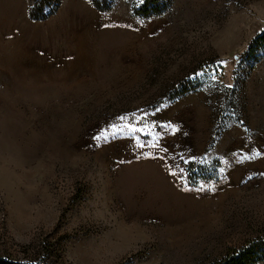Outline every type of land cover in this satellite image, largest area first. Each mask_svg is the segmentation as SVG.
Wrapping results in <instances>:
<instances>
[{
    "label": "rangeland",
    "instance_id": "obj_1",
    "mask_svg": "<svg viewBox=\"0 0 264 264\" xmlns=\"http://www.w3.org/2000/svg\"><path fill=\"white\" fill-rule=\"evenodd\" d=\"M32 1L0 0L16 18L0 20V257L210 264L264 238V155L240 158L264 154V49L242 57L264 0H168L147 19L141 0H61L43 22ZM121 115L142 130L94 139Z\"/></svg>",
    "mask_w": 264,
    "mask_h": 264
},
{
    "label": "trees",
    "instance_id": "obj_2",
    "mask_svg": "<svg viewBox=\"0 0 264 264\" xmlns=\"http://www.w3.org/2000/svg\"><path fill=\"white\" fill-rule=\"evenodd\" d=\"M93 7L100 12L111 11L114 7L115 0H90ZM61 0H33L29 8V17L32 21L43 22L54 16L59 9ZM170 9V2L168 0H143L140 5L132 2V12L136 17L152 18L164 15ZM264 49V29L258 33L252 40V47L249 52H246L242 57L246 59H259L256 55L259 51ZM196 83L184 81L181 85L172 90L174 92V99H179L189 94L194 90ZM203 166H198L194 163L188 166V170L192 171V175L201 170L203 179L213 180L216 176L206 177V170ZM196 171V172H195ZM264 263V238H256L250 240L240 248H234L227 252L221 258L212 261L210 264H260ZM0 264H41L25 260H14L0 257Z\"/></svg>",
    "mask_w": 264,
    "mask_h": 264
},
{
    "label": "snow or ice",
    "instance_id": "obj_3",
    "mask_svg": "<svg viewBox=\"0 0 264 264\" xmlns=\"http://www.w3.org/2000/svg\"><path fill=\"white\" fill-rule=\"evenodd\" d=\"M141 2H143V0H141ZM219 65H222L225 63V61L223 60H220L217 62ZM199 75H202V73H197V76ZM160 108H157L156 111H159ZM132 118L137 120V121H141V118L140 117H137L135 113H132ZM119 120L120 121H124V123L122 125H119V124H112L110 126V130H106V131H102L98 136L94 137L95 140L97 141H102L104 143H107L109 141V139H116L118 135H122V134H125V130L127 129V132L128 134H135V133H138L140 132L142 129L137 127L135 124H132V123H129L128 122V117L127 116H124V115H121L119 117ZM142 122V121H141ZM147 127V125H145ZM156 125L155 123L152 124V127L154 128ZM165 127L167 128H170L171 131L173 133L179 131V128L178 127H173L171 124L169 125H166ZM153 147H156V145H152ZM140 147H144L143 144L140 145ZM261 155H264L260 152H254L252 153L251 155H241V160H248V159H252L254 157H260ZM188 161L185 160V163H187ZM177 169L178 171L180 172H183L184 170L183 169H179V166L177 165ZM224 169H221V172H223ZM175 175V173H173ZM264 175V174H262ZM186 190H191V189H186ZM198 191H203L205 190L203 186H201V188L197 189ZM210 190H215L214 188L210 189Z\"/></svg>",
    "mask_w": 264,
    "mask_h": 264
},
{
    "label": "crops",
    "instance_id": "obj_4",
    "mask_svg": "<svg viewBox=\"0 0 264 264\" xmlns=\"http://www.w3.org/2000/svg\"><path fill=\"white\" fill-rule=\"evenodd\" d=\"M29 17V16H28ZM16 18L14 17H8V18H3L1 13H0V20H15ZM30 19V18H29Z\"/></svg>",
    "mask_w": 264,
    "mask_h": 264
}]
</instances>
